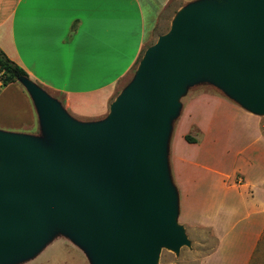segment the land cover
Returning <instances> with one entry per match:
<instances>
[{
	"label": "water",
	"instance_id": "obj_1",
	"mask_svg": "<svg viewBox=\"0 0 264 264\" xmlns=\"http://www.w3.org/2000/svg\"><path fill=\"white\" fill-rule=\"evenodd\" d=\"M207 79L264 114V0H202L149 47L131 83L95 123L20 78L42 137L0 131V264L64 234L92 264H156L187 244L168 163L170 117L185 85Z\"/></svg>",
	"mask_w": 264,
	"mask_h": 264
},
{
	"label": "crops",
	"instance_id": "obj_2",
	"mask_svg": "<svg viewBox=\"0 0 264 264\" xmlns=\"http://www.w3.org/2000/svg\"><path fill=\"white\" fill-rule=\"evenodd\" d=\"M199 1L0 0V49L73 119L95 123L108 117L117 87L133 73L143 52L166 34L157 35L162 24L171 17L172 25L183 8ZM191 104L200 106L201 118L191 115L199 135L194 144L185 140L188 134L181 139L199 154L179 157L174 138L168 143L178 218L185 228L213 229L219 240L203 264L223 245L236 242L245 244L241 261L248 264L264 233V134L251 112L223 94L200 95ZM229 119L237 125L234 130L223 127ZM0 131L32 137L43 133L35 103L20 81L0 91ZM222 143L228 146L220 151ZM220 158L233 162L231 172ZM191 204L199 210L191 212ZM61 235L49 244L63 239L72 251L81 252H74L77 264H92L84 249Z\"/></svg>",
	"mask_w": 264,
	"mask_h": 264
},
{
	"label": "rangeland",
	"instance_id": "obj_3",
	"mask_svg": "<svg viewBox=\"0 0 264 264\" xmlns=\"http://www.w3.org/2000/svg\"><path fill=\"white\" fill-rule=\"evenodd\" d=\"M170 21H171V17L167 19V23L162 24V26L160 27L157 33L158 36L161 35L162 33H167L170 30L171 28ZM157 41L158 38L156 42ZM137 69L138 67L136 68V70H133V73L117 87L115 96L112 98V103L131 83V81L133 80L136 74ZM215 93L223 94L229 97L222 89L216 87L207 79L200 78L197 81L187 83L185 85V88L183 92L180 94L177 101L178 102L177 113L175 116L170 117V134L168 140H170L171 143V141L174 138L173 145L175 147L177 156L183 158L186 157L187 155L196 157L199 154V151L197 149H188L184 144V141L181 139V137L183 134H188L192 138L198 137L199 131L197 130V127L193 126L194 119L191 117V115L194 114L195 117L201 118V110L199 105L195 104V106H193V104L191 103L194 101L195 98L199 97L200 95L215 94ZM112 103L110 104L112 105ZM251 114L254 115L256 122L259 123V126L264 134V114H258V113H251ZM223 122L224 120H222V122L220 123L221 129ZM234 123L235 122L233 119H229L223 127L225 130H234L235 128H237V125H234ZM33 131H36V128H34ZM40 137H42L43 145H47V144L50 145V140L47 137H45L43 134H41ZM227 146H228L227 143L224 144L222 143V145L219 146L220 151L226 149ZM204 155L205 153L203 152V157ZM226 155L227 154H225V156ZM209 161L211 162V160ZM212 161L215 160L212 159ZM219 161L222 162L221 166L226 172H231L233 170L234 168L233 162L224 163V161H222L221 158ZM212 179L213 178L210 177L209 182H211ZM198 210H199L198 204L197 205L191 204V212L195 213ZM178 224L182 226L181 219L179 218H178ZM182 227L184 229L185 237L188 243L181 246L179 251H175L167 247H162L161 252L159 254V258L155 262L156 264H203L205 263V260L208 256H211L213 253L217 251L220 243L217 237L215 236L213 229L185 228L184 226ZM244 245L245 244H240L239 242H236L233 245L231 244L229 245L226 244L225 246L223 245L220 251L213 257V259L208 264H242L241 258L245 250ZM74 252H78L81 254L79 250L72 251L67 245V242L65 240L58 239L57 237L55 241H53L47 247H45V249H43L39 253V255H37L33 260L23 264H77L78 261L76 260L77 258L76 256H78L77 255L78 253H74ZM248 264H264V233L255 253L253 254Z\"/></svg>",
	"mask_w": 264,
	"mask_h": 264
},
{
	"label": "trees",
	"instance_id": "obj_4",
	"mask_svg": "<svg viewBox=\"0 0 264 264\" xmlns=\"http://www.w3.org/2000/svg\"><path fill=\"white\" fill-rule=\"evenodd\" d=\"M145 51L141 55L139 61L137 62L134 70L138 67L140 61L142 60L144 56ZM20 78H28L29 75L27 72L20 67L18 64H16L14 61H12L6 54L0 49V91L2 88H5L11 84L19 82ZM40 86V85H39ZM41 87V86H40ZM185 140L188 143L194 144L196 141L190 136L187 135L185 137Z\"/></svg>",
	"mask_w": 264,
	"mask_h": 264
}]
</instances>
